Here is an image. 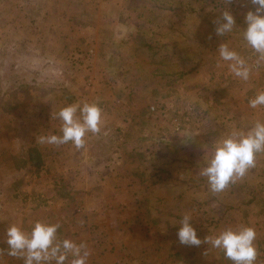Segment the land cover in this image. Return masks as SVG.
I'll list each match as a JSON object with an SVG mask.
<instances>
[{"label": "rangeland", "instance_id": "rangeland-1", "mask_svg": "<svg viewBox=\"0 0 264 264\" xmlns=\"http://www.w3.org/2000/svg\"><path fill=\"white\" fill-rule=\"evenodd\" d=\"M20 1L0 0V264H24L6 251V227L16 223L31 232L38 220L59 224L60 233L72 227V238L65 239L87 245V264H233L205 238L248 225L257 232L256 264H264V152L257 154L246 177L215 194L207 179L199 181L195 174L222 137L208 138L203 149L191 147L211 134L218 119L223 125L245 124L239 132L264 121V106L253 109L248 103L259 92L264 59L244 39L245 13L251 8L247 0H69L36 6ZM224 11H230L236 23L232 31L216 35L213 21ZM117 13L126 17L112 22L119 30L97 35V41L81 34L82 27L95 23L94 16ZM41 14L49 25L61 24L54 35L28 34L34 28L30 19ZM53 14L66 15L77 32L68 35L65 27L73 26L61 18L58 22V17L53 20ZM27 20L29 29L23 27ZM122 23L129 30L121 29ZM142 42L149 48L143 50ZM222 44L241 52L238 56L249 69L247 80L235 77L220 58ZM167 61L169 72L164 70ZM231 94L235 97L226 99ZM110 97L117 99L112 102ZM107 101L108 108L126 111V123H134L131 115L139 111L140 138L152 140L147 151L154 156L145 160L141 155L137 178L111 177L108 182H122L123 190H134L135 195L110 192L102 200L97 188L103 184L101 176L85 185L84 171L66 164L70 142L50 145L40 143V137L62 136V122L55 116L61 108L95 102L103 110ZM176 121H183L182 130H176ZM97 135L93 133L94 139ZM103 147L102 161L124 151ZM35 148L44 159L40 171L29 161L28 152ZM194 156L197 162H183ZM185 213L191 214L202 240L199 247L178 242Z\"/></svg>", "mask_w": 264, "mask_h": 264}, {"label": "clouds", "instance_id": "clouds-1", "mask_svg": "<svg viewBox=\"0 0 264 264\" xmlns=\"http://www.w3.org/2000/svg\"><path fill=\"white\" fill-rule=\"evenodd\" d=\"M232 3L233 0H228ZM251 8L245 13L244 39L248 45L264 59V0H247ZM246 6V5H245ZM236 21L230 11L213 21L216 35L232 31ZM211 39V36L209 37ZM219 56L229 63V69L235 77L247 80L249 69L238 54L226 44L219 47ZM253 109L264 106V91L249 99ZM79 111L80 117H77ZM102 109L98 103L85 102L82 106L72 104L61 108L56 114L61 124L62 136L50 134L40 137V143L61 145L72 142L76 148L85 145L88 132L99 133L102 123ZM264 152V121H257L247 132L233 131L214 145L211 157L206 158V166L200 170V176L207 179L209 190L218 194L225 191L236 179L243 178L248 169L255 166L256 156ZM190 213L183 214L176 233L180 245L199 247L202 240L192 224ZM59 224L36 221L31 232L16 223L5 229V243L9 255L23 259L24 264H65L72 257L71 264H87L90 255L87 245L71 239L58 240ZM257 232L252 226L229 227L218 234L205 238L214 248L223 250L233 264H256L258 249Z\"/></svg>", "mask_w": 264, "mask_h": 264}, {"label": "crops", "instance_id": "crops-1", "mask_svg": "<svg viewBox=\"0 0 264 264\" xmlns=\"http://www.w3.org/2000/svg\"><path fill=\"white\" fill-rule=\"evenodd\" d=\"M12 1V0H11ZM71 1V0H70ZM76 0H72L71 2L75 3ZM69 2L68 1H64V0H22V2L20 1L21 4L26 3V5H28L29 3H32L34 6H36L35 4H51V5H60V4H65ZM72 4V3H71ZM52 11V10H51ZM58 14V13H55ZM113 16H105V15H100V16H94L93 20L95 21L94 24H89L88 26H84L82 27L81 30V34H85V35H92L91 37H93V40L97 41V35H108L111 34L114 30L117 31L119 30L118 28H116L115 24H112L113 21L115 20H120L123 19L122 17H124L125 13H122V15L120 13L117 14H112ZM53 18V20H56V17H58V22L59 19H63L66 20L67 17L66 15L60 16V15H52L51 16ZM55 17V18H54ZM126 19V17H124ZM111 19V20H110ZM106 20H110L108 22H106ZM65 22H68V24H70L69 26H73V29H70V27H65V30H67V34L70 35L71 31H75L77 32V26L74 25L73 23H70L69 20H66ZM28 20L25 26L26 29H29L28 27ZM30 25H32L34 28H30L28 34H30L31 31H33L34 35H46V34H51L52 31H54L56 28H58L61 24H59V26L57 27V25L55 23H51L49 25V23L46 22V15L41 14L40 16H37L36 18H31L30 19ZM52 25V28H51ZM45 26L46 30H45ZM51 28V31L48 32V28ZM7 28V26H6ZM121 29H127V26L122 23L120 25ZM171 28V25H170ZM79 30V31H80ZM21 35H24V33H19ZM54 35V33H52ZM143 43V42H142ZM141 43V44H142ZM149 48V46H147L145 43H143V50ZM136 50V49H135ZM141 50V48L139 49ZM137 51V50H136ZM237 54H240L241 52H238L237 50L235 51ZM256 54V52H254ZM168 60H170L169 57H167ZM200 61V60H199ZM231 63V62H228ZM29 66V62L27 63ZM26 64V65H27ZM170 61H167V67L164 68V70H167V72L170 71ZM156 68H158V66H156ZM261 79H258V84H259V92L261 90H264V82L262 80H264L263 77H259ZM125 76H123L122 81H124ZM124 83V82H123ZM125 87L128 83H124ZM114 85V83H113ZM117 86V85H116ZM253 86L254 88L257 87V84L255 82H253ZM117 89V87H116ZM130 88L128 89V92H130ZM255 90V89H254ZM116 94L120 97H122L123 99L128 98V96L126 95V93L124 92L123 94L117 93ZM200 97H203L204 95H197ZM219 99H221L223 102H226L225 98L222 96H219V94L216 95ZM94 97H99V95H96ZM134 98L140 99V96H134ZM235 95L231 94L229 96H227L226 99L231 100L232 98H234ZM107 99H111L112 102H114V100H116V97H110ZM86 100V99H84ZM101 104L103 105V102H101ZM107 105V107L105 109L102 110V112L104 113L102 115V122L101 126H100V132L99 135H97V139H94L95 137H93V133L88 132L85 136V145L82 148H76L75 145L70 142V149L68 150V156L66 158H68L66 164L69 163V165H78L79 170L84 171V174L82 175L84 177L85 180V185L88 184V181H92L93 177L96 176H101V178H99L103 184H101L100 186H98L97 188H100V192L101 194L99 195L100 198L102 200H104V196L106 194H109L110 192H117L118 194L115 193V196H120L123 197L124 195H128L130 192L128 190L124 191L123 190V183L119 182L116 185V180L115 183L110 186V184H108V182L113 179H111V177H115L116 179L119 180H123V178H137L139 176V172L141 171V169H137V165H139V161L138 159L141 157V155H145L147 156L145 160H148L149 158L153 157L154 155H151L148 153V149H151V145L150 143L152 142V140H144V138H140V133L142 131V124H140V127L138 126V123H140L141 121V116L139 115V111L135 110L136 114H132V119L134 120V123L131 124L130 123H126L124 122V118L126 115V111L124 109H118V108H108V101L105 104ZM134 111V110H133ZM77 117H80V113L79 111L77 112ZM108 118H109V122H108ZM223 119H218L217 121L213 122V124H215V126L212 128L211 130V134L209 136H204L205 138H200L196 144L192 145L191 147L194 148H198L201 146V149H203L206 145V142H208V138L212 139L213 137H216L217 139H220L221 137H225L226 135L230 134L233 131H239V127H241V125H245V124H236V123H231L229 125H223ZM108 122V123H107ZM113 123V127L109 126L110 124ZM106 124V125H105ZM109 124V125H108ZM233 124V125H232ZM120 132H123V134H120ZM103 142L100 143V142ZM120 141V142H118ZM111 147L113 148L115 147H119L120 146V150L121 147L122 149H124V151H119L120 154L117 155V157L113 160H105L102 158L103 154L105 152L104 147ZM191 148V149H192ZM108 149V148H107ZM186 149H189V147H187ZM101 150V151H100ZM109 150V149H108ZM130 150L131 153H128V151ZM128 153V154H127ZM188 153V152H187ZM137 154H139L140 156H138ZM115 157V156H113ZM108 161V162H107ZM183 162L185 163H189V162H197V157L194 156V158L189 157L188 159L184 160ZM101 164V165H100ZM82 165H83V169H82ZM131 166V169H130ZM113 173L108 175L106 173L112 172ZM251 172L250 169H248L247 173ZM200 171L195 174V177L197 179H199V181H203L206 178L205 177H201L200 176ZM68 174L70 175V172H68ZM71 174L76 177L77 173L74 172V170L71 172ZM141 174V173H140ZM70 177V176H69ZM186 177V176H185ZM246 177V175H245ZM187 178V177H186ZM90 186H94V183L91 182L89 184ZM117 186V187H115ZM108 187H110L108 189ZM116 188V189H115ZM111 190V191H110ZM94 194V191H92ZM136 192L134 190L131 191L130 195H135ZM99 202L102 204L103 201H101L99 199ZM99 203V204H100ZM136 206H137V210H139L140 207V203H138L137 201H135ZM102 208H100L101 210ZM110 209H107V211H109ZM85 223V222H84ZM52 224H55L54 222ZM72 232V234H71ZM75 231H72V227L69 226V228L67 230L62 231L61 233L58 232L57 233V237L58 240H63L65 239V237L67 238H72L73 233ZM90 240V239H88Z\"/></svg>", "mask_w": 264, "mask_h": 264}, {"label": "trees", "instance_id": "trees-1", "mask_svg": "<svg viewBox=\"0 0 264 264\" xmlns=\"http://www.w3.org/2000/svg\"><path fill=\"white\" fill-rule=\"evenodd\" d=\"M29 161L33 164V166L40 171L44 165V159L40 151L37 148L30 149L28 152Z\"/></svg>", "mask_w": 264, "mask_h": 264}, {"label": "built area", "instance_id": "built-area-1", "mask_svg": "<svg viewBox=\"0 0 264 264\" xmlns=\"http://www.w3.org/2000/svg\"><path fill=\"white\" fill-rule=\"evenodd\" d=\"M186 121H188V120H186ZM176 127H177L176 128L177 131L182 130V128H183V121H176Z\"/></svg>", "mask_w": 264, "mask_h": 264}]
</instances>
